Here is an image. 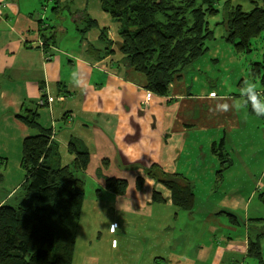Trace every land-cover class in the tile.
<instances>
[{"label": "crops", "instance_id": "0c3cea01", "mask_svg": "<svg viewBox=\"0 0 264 264\" xmlns=\"http://www.w3.org/2000/svg\"><path fill=\"white\" fill-rule=\"evenodd\" d=\"M226 1L233 4L230 0ZM48 5L20 4V0H0V117L4 118L0 121L9 126L7 130L13 131V136H9V139H17L18 151L21 152L23 139L36 135L38 131L27 127L16 116L26 108H31L32 104L37 106L40 98L60 96L64 98L63 103L54 101L50 105L39 106V124L42 128H51L53 140L66 145V142L73 138L68 139V135L61 133L62 130L67 128L73 119L80 120L83 133L80 141L89 149L90 162L86 172L91 173L93 167L100 164L97 161L101 160H110V168L115 160L122 166L125 160L131 163L134 160H146L147 167L156 164L164 173L179 174L184 178L177 165L178 160H194V156L195 160H205L209 156L218 161L223 160L224 163L225 160H232L230 135L240 127L239 113L229 111L214 114L210 109L215 107L217 101L206 97L211 93L234 99L235 96L218 94L212 89L205 94L192 95L184 80L187 67L172 82L168 95L153 94L144 104V76L122 63L123 55L118 51L119 41L113 39L118 36L119 24L111 20L102 10L101 4L99 6L105 20L101 22L98 32L73 36L71 42L66 41L62 47L61 41L57 42V39L68 37V33L64 32L62 25L57 24V18L54 16L56 13L61 17V13L55 10H58V4L54 6L51 16H45ZM218 9L222 10L219 4ZM221 18L219 13L208 20L209 28L213 29L212 41L217 43L216 45L226 43L223 27L218 25ZM91 21L96 24L94 20ZM45 32H48V35ZM101 32L111 41V44H108L110 48L99 40ZM90 35L100 44L99 47L95 48L90 43ZM77 38L78 45H75ZM260 46L263 53L264 44ZM107 48L109 53L105 52ZM253 48L255 49L254 46ZM209 51L210 44L205 54ZM252 63L249 64V70ZM74 72L79 73L82 81L80 87L71 82ZM260 88L264 89L261 85ZM68 105L70 108L60 115L64 108L60 109L59 106L68 108ZM213 144L216 153L202 152L205 148L211 150ZM192 147L195 154L184 157V153L190 152ZM6 156L0 152V159H8ZM125 167L123 170L127 172ZM1 173L3 176L0 180V205L11 204L10 202L16 201L13 195L23 181V174L19 176L16 171L10 172L7 166H4ZM105 175L127 182L128 179L133 180L129 181L125 195L113 193V205L109 207L113 209L114 219L118 221L117 215H121V220L124 221L129 215H133L134 218H151L153 222L160 223L158 209L153 207L156 201L153 196L159 198V203H172L168 189L163 185H155L145 176V179L142 178L144 185L137 190L135 181L138 177H143L142 170L133 171L131 177L121 173V177L116 178L112 170ZM95 179L104 185L102 179ZM192 188L189 183L190 192ZM239 202L236 198L233 207ZM84 211L83 205L81 215ZM80 219L79 216L76 225L69 226L74 227L77 232L71 264H112L117 242L107 237L106 230L110 229L108 223L103 220L95 223L94 220L85 219L84 228L80 229ZM249 221L255 222L256 219ZM212 222L216 224L218 220L214 218ZM235 222L239 223L236 219ZM113 224L114 222L111 226ZM258 225L261 228L262 223ZM229 240L226 239V242ZM244 240L238 243L240 248L237 251L240 255L234 254L242 259L250 256L251 239L247 236ZM258 241L261 252L260 237ZM113 243L115 248H112ZM223 248L222 251H225L226 246ZM165 249L166 246L162 245L157 257L163 261L162 264H190V260L175 252L174 248L170 251ZM150 255L154 256V253L151 252ZM234 255L231 257L232 262L237 259Z\"/></svg>", "mask_w": 264, "mask_h": 264}, {"label": "rangeland", "instance_id": "374dc122", "mask_svg": "<svg viewBox=\"0 0 264 264\" xmlns=\"http://www.w3.org/2000/svg\"><path fill=\"white\" fill-rule=\"evenodd\" d=\"M224 1L226 0H219L220 9ZM230 1L233 4H241L244 10L251 8V3L246 0ZM101 3L102 0H20V4H49L45 16H51L54 6L58 4V10L57 8L55 10L61 13V17H58L56 13L54 16L57 18V24L62 25L64 32L68 33V37H58L57 42L61 41L60 47L66 41L71 42L73 36L98 32L101 22L105 20L103 17L105 15L101 13L99 6ZM91 20H94L96 24L93 23L90 26ZM82 29L86 32H82ZM45 34L48 35V32ZM93 38L90 35V43L95 48L99 47L100 44ZM113 39L119 41L117 35ZM78 40L77 38L75 45H78ZM209 44L210 51L185 70L184 80L192 95L205 94L212 89L218 94L233 95L235 99H239V90L245 79L257 82L260 87L259 82L257 79L254 80L249 70L250 62L259 61L261 58L263 48L260 46V39L254 43L255 49L251 53H238L227 41L216 45L217 43L214 44L211 40L207 42V46ZM31 106V108L38 107L34 104ZM56 106L55 104L54 108ZM59 108H64V111L60 113L62 115L70 107L68 105V108L65 106H59ZM238 113L240 127L230 135L232 160H225L223 164L210 156L205 160H195L196 156L194 160H178L180 172L193 187V205L190 209L184 210L173 203H159L157 197L153 207L158 209L160 223L153 222L151 218L146 219L140 216L134 218L133 215H129L124 221L121 220V215H117L118 221L114 219L113 209L109 207L113 205V193L97 182L95 178L98 177L95 174H91L102 170L103 176H106L105 174L112 170L116 178L121 177V173L131 177L133 171L142 170L143 177L137 179L143 180L144 168L147 167L146 160L145 162L134 160L133 163L125 160L124 166L127 172L116 160L111 168L110 160H101L97 161L100 164L95 165L91 173L90 171L80 173L79 177L84 180L82 190L85 211L80 215L79 228H84L85 219L94 220L95 223L98 220L106 221L109 228L113 222L118 226L115 231L106 230L107 237L117 242L112 264H162L163 261L157 258L162 245L166 246V251L174 248L175 252L189 259L190 264H260L254 256L246 259L239 258L240 253L237 249L240 248L238 243L247 236L251 242H256L259 239L258 232L264 233V117H256L250 108ZM21 114H24V111ZM2 118L1 116L0 120ZM77 119H73L72 123L61 132L63 135H68V139L72 137L80 140L83 137L80 120L77 121ZM8 127L6 123L0 121V152L6 154L8 158L0 161V172L4 171V166H7L8 171H16L19 176L23 174L24 178V172L20 167L19 143L17 139H9V136H13V131L7 130ZM58 130L59 128L56 131ZM64 147L65 145L60 144V155L63 163H66L69 160ZM189 151L183 156L195 154L193 147ZM202 152L210 154L212 151L205 148ZM151 180L155 185H161L154 179ZM129 181L133 180L128 179L127 187ZM143 185L144 181L141 186ZM98 190L99 195H97ZM236 198L240 202L234 208ZM10 203L14 204V202ZM214 218L218 220L217 225L212 222ZM235 219L239 222L238 224ZM251 219L262 220L251 222L249 221ZM77 220L76 217H69L66 225L68 227L76 225ZM258 223H262L261 228ZM226 239L230 240L226 242ZM260 244L264 264V235L260 236ZM224 246H226L225 251H222ZM151 252L154 256L150 255ZM233 255L237 258L236 262L231 260Z\"/></svg>", "mask_w": 264, "mask_h": 264}, {"label": "trees", "instance_id": "16d2710c", "mask_svg": "<svg viewBox=\"0 0 264 264\" xmlns=\"http://www.w3.org/2000/svg\"><path fill=\"white\" fill-rule=\"evenodd\" d=\"M247 1L251 3L249 10L225 1L219 11V0H102L101 8L119 24L118 51L124 66L144 76L146 91L166 96L177 75L207 52L206 44L213 39L208 24L211 17L221 13L218 25L236 52L250 53L257 39L264 44V0ZM99 40L110 48L111 41L104 32ZM250 73L264 88V51L260 60L252 63ZM39 108H26L24 114L16 116L38 133L22 141L20 167L24 178L13 195L16 201L0 205V264L72 261L77 232L66 225V220L81 215L85 198L84 180L79 176L88 168L89 149L84 142L70 139L64 147L69 163H63L52 129L39 124ZM211 151L217 152L215 144ZM144 171L171 192L174 205L184 210L192 207L193 194L186 179L166 174L156 165ZM2 176L0 172V180ZM95 176L104 181L109 192L125 195L126 180L103 176L102 170ZM135 185L140 190L142 180L137 179ZM249 255L263 264L258 240L250 241Z\"/></svg>", "mask_w": 264, "mask_h": 264}, {"label": "clouds", "instance_id": "9594fccd", "mask_svg": "<svg viewBox=\"0 0 264 264\" xmlns=\"http://www.w3.org/2000/svg\"><path fill=\"white\" fill-rule=\"evenodd\" d=\"M71 82L76 87L81 86L82 81L79 77V73H73ZM206 98L217 101L215 107L210 109L214 114L227 113L229 111H246L250 108L251 112H253L256 117H264V89H261L257 82L250 79H245L243 81L239 90V99L224 95L218 96L215 93L209 94ZM117 227V225L113 224L110 230L115 231Z\"/></svg>", "mask_w": 264, "mask_h": 264}, {"label": "built area", "instance_id": "2783aa9c", "mask_svg": "<svg viewBox=\"0 0 264 264\" xmlns=\"http://www.w3.org/2000/svg\"><path fill=\"white\" fill-rule=\"evenodd\" d=\"M153 96V94L149 91H146L145 92V98H144V104H146L148 102V100ZM54 101H57V102H62L64 101V98L63 97H56V98H51L50 96L49 97H46L45 99L43 98H40L39 101L37 102V105L38 106H44L45 104H48L50 105L51 103H53ZM112 248H115V243L112 244Z\"/></svg>", "mask_w": 264, "mask_h": 264}]
</instances>
